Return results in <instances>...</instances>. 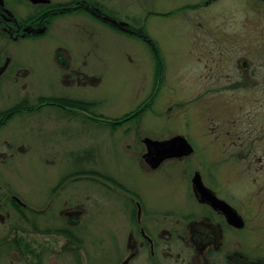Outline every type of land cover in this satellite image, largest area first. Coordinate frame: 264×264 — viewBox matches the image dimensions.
Wrapping results in <instances>:
<instances>
[{"label":"rangeland","instance_id":"obj_1","mask_svg":"<svg viewBox=\"0 0 264 264\" xmlns=\"http://www.w3.org/2000/svg\"><path fill=\"white\" fill-rule=\"evenodd\" d=\"M91 3L145 29L164 60V83L154 85L153 51L144 41L102 25L78 10L56 19L48 34L37 42L11 46L14 57L35 74L36 80L26 94L33 99L64 92L50 77L54 47L65 43L72 48L76 63L82 47L91 51L88 71L100 79L97 86L73 88L69 94L101 101L103 113L111 116L131 112L153 94L152 107L139 123L115 132L85 123L82 118L70 119L66 111L55 107H32L33 111L12 119L0 130V140L23 142L26 147L11 158L10 165L0 166V183L28 203L41 205L61 176L70 172L85 175L91 167L129 188H138L156 210L180 212L192 204L187 187L196 171L245 216L253 232L240 234V239L248 253L257 255L264 242V0ZM243 61L250 64L246 77L250 85L230 89L229 83H243ZM157 77L156 84L162 76ZM19 93L17 88L4 87L0 109L12 106ZM124 131L156 140L181 135L195 152L183 161L169 163L161 174L142 178L132 156L139 145L130 137H122ZM79 179L72 191L62 194L64 200L72 197L75 204L84 203L88 210L83 218V232H88L85 240H90L84 243L88 252L81 253L82 262L75 264H114L116 249L126 234L122 230L121 195L117 191L106 193L92 180ZM104 200L105 213L99 209ZM60 246L59 242L42 239L39 247L57 252ZM8 249L2 248L0 264H8Z\"/></svg>","mask_w":264,"mask_h":264},{"label":"flooded vegetation","instance_id":"obj_2","mask_svg":"<svg viewBox=\"0 0 264 264\" xmlns=\"http://www.w3.org/2000/svg\"><path fill=\"white\" fill-rule=\"evenodd\" d=\"M13 2L15 6H19L20 10L11 6L9 0H0V92L4 87L11 86L17 88L20 93L12 106L0 109V130L12 119L23 118L22 114H26L27 111H33L34 107L35 110H39L44 106L66 111L70 119L82 118L85 123L93 122L102 128L109 127L113 132L127 124L140 122L145 112L152 107L153 94L152 99L148 97L134 110L118 117L103 113L101 101L75 97L68 93L73 88L85 89L99 84V76L88 71L91 51H86L82 47L79 54L80 60L76 63L71 47L65 43L55 46L51 55L54 71L50 78L51 81L53 80V85H58L64 92L58 95L40 94L31 99L26 92L36 80L33 78L35 74L28 65L14 57L11 47L26 41L37 42L48 34L56 19L65 18L78 10H82L83 14L115 30L118 29L103 21L102 18L109 17L117 22H124L133 33H123L140 39L135 30L136 26L121 20L117 12L91 3V0H79L80 3H76V0H48V3H34L32 0H13ZM142 41L153 51L154 85H161L165 81L164 60L153 41L145 38ZM241 65L243 70L240 77L243 83H229L230 89L250 85L246 80L250 64L243 61ZM159 75L162 78H159L160 83L156 84V78ZM20 137H24L23 133ZM122 137H130L139 145L138 152L132 156L136 158L135 162L142 178L161 174L169 163L183 161L195 152L194 150L188 157L165 159L159 165L152 166L145 158L147 149L144 139L150 137L129 131H124ZM24 151L26 147L23 142L12 144L7 138H1L0 166L10 165L11 158L16 153ZM88 169L90 170H86V176L76 172L61 176L52 187L49 199L41 205L28 203L0 183V255L3 256L2 248L6 246L11 248L8 249L6 257L8 264L82 262L83 258L80 254L88 252L84 243L90 241L85 240L88 232H83L86 229L83 218L88 210L84 203L75 204L72 197L65 200L62 197L65 190L68 192L73 190L76 178L92 180L106 193L117 191L121 195L120 213L125 219L126 226L123 225L122 230H125L126 234L124 243L116 249L117 260L114 264H264V242L260 244L261 250L257 255L248 253L246 245L240 239V234L253 232V230L248 228L245 216L227 196L225 197L215 187H209L202 180L219 200L235 209L243 220L242 227L232 225L221 210H216L196 198L192 188V179L196 171L191 176L187 187V196L192 204L188 205L184 211L174 212L169 209L158 211L146 201L138 188H129L122 181L101 173L102 171L93 170L91 167ZM104 199H107L106 195ZM105 200L104 205L102 201L99 206L103 213L107 208ZM42 239L59 242L60 249L54 252L51 251L52 249L40 248ZM37 241L38 247H33V243Z\"/></svg>","mask_w":264,"mask_h":264},{"label":"water","instance_id":"obj_3","mask_svg":"<svg viewBox=\"0 0 264 264\" xmlns=\"http://www.w3.org/2000/svg\"><path fill=\"white\" fill-rule=\"evenodd\" d=\"M34 3H48V0H32ZM103 21L108 22L118 30L132 34L128 29V25L124 22H117L109 17H103ZM146 145V161L152 166L159 165L165 159L183 158L193 154L194 149L189 141L184 136H174L167 140H153L150 138L144 139ZM192 188L196 198L203 203H206L216 210H221L227 217L228 221L236 226L244 225L242 218L237 214L235 209L219 200L214 193L207 188L201 179L198 172L194 174L192 179Z\"/></svg>","mask_w":264,"mask_h":264},{"label":"trees","instance_id":"obj_4","mask_svg":"<svg viewBox=\"0 0 264 264\" xmlns=\"http://www.w3.org/2000/svg\"><path fill=\"white\" fill-rule=\"evenodd\" d=\"M195 8V7H194ZM166 15V14H165ZM135 29V28H134ZM136 31H137V33H138V37H140V39L142 40V39H150L149 37H148V35H147V33L145 32V29L144 28H136L135 29ZM158 78V77H157ZM156 78V79H157ZM153 100V99H152ZM152 100H151V102H152Z\"/></svg>","mask_w":264,"mask_h":264}]
</instances>
